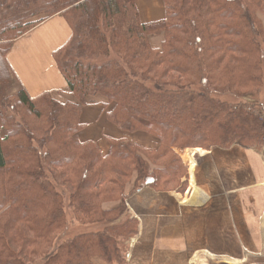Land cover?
<instances>
[{"label": "trees", "instance_id": "trees-1", "mask_svg": "<svg viewBox=\"0 0 264 264\" xmlns=\"http://www.w3.org/2000/svg\"><path fill=\"white\" fill-rule=\"evenodd\" d=\"M137 1L0 0V264H127L128 199L187 188L175 148L264 149V108L246 100L264 88V0H164L151 23ZM58 14L72 29L54 54L71 98L5 96L13 43ZM90 105L157 147L81 140ZM67 210L91 228L62 238Z\"/></svg>", "mask_w": 264, "mask_h": 264}, {"label": "crops", "instance_id": "crops-1", "mask_svg": "<svg viewBox=\"0 0 264 264\" xmlns=\"http://www.w3.org/2000/svg\"><path fill=\"white\" fill-rule=\"evenodd\" d=\"M137 4L144 23L165 18L164 0ZM71 36L70 25L58 14L13 43L8 66L32 98L43 93L71 98L54 58ZM149 40L159 49L164 34ZM81 118L86 127L80 139L98 142L104 152L109 137L140 141L148 148L157 144L147 135L120 131L101 105L83 108ZM174 151L189 168L182 180L187 188L181 193L144 187L128 199L129 215L138 221L139 231L127 244V264H264V150L238 144L215 147L203 150L206 154L194 162L184 157V150Z\"/></svg>", "mask_w": 264, "mask_h": 264}, {"label": "rangeland", "instance_id": "rangeland-1", "mask_svg": "<svg viewBox=\"0 0 264 264\" xmlns=\"http://www.w3.org/2000/svg\"><path fill=\"white\" fill-rule=\"evenodd\" d=\"M157 18H159V17H157ZM6 61H7V59H6ZM8 81H9V83L5 86V89H4V95L5 96H12V95H14L15 93H17L19 91L20 85H19V82L17 81V79L14 78V76H12L11 74L9 75ZM225 98H229L228 100L233 101V98L232 97L226 96ZM246 100L247 101H250L252 103H256L259 106L261 105L264 108V88L262 89V91L256 97H253V98L252 97H249ZM235 101H237V99H235ZM87 107L88 106H85L84 108H87ZM135 135H137V134H135ZM138 135H146V134H138ZM136 137H138V136H136ZM149 137H151V136H149ZM130 142L131 143L141 144L140 141L139 142H136L134 140L133 141L130 140ZM145 143H147V141ZM156 147H157V144L155 145V147H152V148H156ZM213 148H215V147H213ZM176 149H182V150H184V151H181V153H185L187 151V149H193L194 150L193 147H190V148H176ZM200 149H203V150H211L212 148L211 149L200 148ZM263 150H259V151H263ZM187 171L189 172V168L187 169ZM127 205H128V201H127ZM66 214H67V221H68V223L66 225V229H65V232H64V235L62 236V238L63 237L66 238V239L73 238L77 233L85 232V231H87L88 229L91 228V227H88V226L78 225L75 222L74 215H73V213H72L71 210H67V213ZM128 215H129V208H128ZM97 262L103 264V262L101 260H97Z\"/></svg>", "mask_w": 264, "mask_h": 264}, {"label": "bare ground", "instance_id": "bare-ground-1", "mask_svg": "<svg viewBox=\"0 0 264 264\" xmlns=\"http://www.w3.org/2000/svg\"><path fill=\"white\" fill-rule=\"evenodd\" d=\"M206 152L203 151L202 149H194V150H188L184 153V157L192 162H194V160L197 158V157H201V155H205ZM195 185V184H194ZM195 190L197 191V187L195 185Z\"/></svg>", "mask_w": 264, "mask_h": 264}]
</instances>
